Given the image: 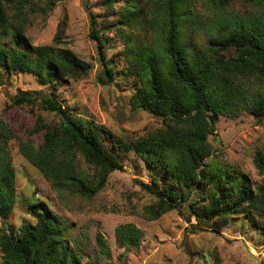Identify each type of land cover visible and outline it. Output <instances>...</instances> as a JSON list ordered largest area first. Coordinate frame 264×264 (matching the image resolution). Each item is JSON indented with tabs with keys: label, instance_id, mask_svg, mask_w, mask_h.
<instances>
[{
	"label": "trees",
	"instance_id": "trees-1",
	"mask_svg": "<svg viewBox=\"0 0 264 264\" xmlns=\"http://www.w3.org/2000/svg\"><path fill=\"white\" fill-rule=\"evenodd\" d=\"M152 1L160 19L157 44L132 47L128 70L136 80L132 106L162 117V127L137 139L117 138L109 149L102 127L75 115L49 94L39 99L45 109L59 117L57 125H47L39 118L29 137L22 139L0 118L3 264L83 262L82 249L70 243L69 225L56 212L36 207L35 222L9 225L16 203V169L8 151L12 140L18 141L20 153L58 192L68 189L92 198L105 187L112 172L123 168L121 153H132L152 178L151 183L140 182L143 190L157 199L156 204L144 208L149 220L186 207L197 219L211 222L212 227L218 218L228 221L244 214L264 229V222L256 219L264 217V182L254 186L241 170L218 163L210 140L220 116L235 118L245 112L264 122V16L225 18L212 27L204 45L198 46L188 31L184 0ZM227 1L218 3L223 6ZM247 1L264 9V0ZM56 2L46 0L45 6L39 7L34 0H0V32L10 38V45L0 43V84L3 75L16 73L31 74L41 85H54L80 80L91 72L90 62L58 45L65 33V21L60 23L53 44L33 45L26 36L30 16L47 13ZM137 7L132 1L125 8ZM92 36L106 48L107 39L102 40L95 28ZM100 55L105 69L98 80L109 85L118 73L116 64L106 61L104 49ZM253 82L260 86L252 87ZM37 99L23 93L14 102L32 104ZM43 132V142L35 144L32 135ZM79 155L93 167L94 174L81 168ZM255 164L264 174V152H257ZM144 236V230L130 222L115 229L117 245L126 250L139 247ZM97 241L108 254L101 232ZM215 264H221L219 257Z\"/></svg>",
	"mask_w": 264,
	"mask_h": 264
},
{
	"label": "rangeland",
	"instance_id": "rangeland-1",
	"mask_svg": "<svg viewBox=\"0 0 264 264\" xmlns=\"http://www.w3.org/2000/svg\"><path fill=\"white\" fill-rule=\"evenodd\" d=\"M34 1L39 7L45 6L46 0ZM132 1L138 7L127 10L125 7ZM182 7L188 13L192 42L198 46L204 45L213 33L212 27L225 18L264 16L260 5L247 0H228L223 6L218 0H184ZM30 18L26 32L30 43L53 44L60 23L65 21V33L58 45L69 48L93 68L80 80L54 85H41L31 74L3 75L0 118L22 139L29 137L39 118L47 125L59 123V117L42 106L39 98L45 94L54 96L75 115L102 127L109 149L117 138L137 139L164 125L162 117L131 104L136 87L128 70L131 48L157 44L159 35L160 19L152 0H57L52 10ZM93 28L102 40L107 39L106 48L92 36ZM0 43L10 45V38L0 32ZM103 49L106 61L116 64L118 72L109 85L98 80L105 69L100 55ZM253 83L254 88L260 86ZM23 93L38 99L32 104L15 103L14 98ZM31 139L37 145L42 143L44 132ZM210 140L218 163L241 170L254 186L263 184L264 174L256 167L255 156L264 152V122L245 112L235 118L220 116ZM8 151L16 169V203L9 225L35 222L36 207L56 212L69 225L70 243L82 249L81 264H215L217 257L221 264H264V229L247 215H236L228 221L218 218L215 227L207 220L197 219L186 207L169 211L157 220L146 218L144 208L156 204L157 199L143 190L140 182L151 183L152 178L132 153H121L123 168L112 172L105 187L88 198L68 189L53 190L51 183L20 153L18 141H10ZM78 161L85 173L94 174L83 156L79 155ZM256 219L264 222V217ZM129 222L141 227L145 236L139 247L126 250L117 245L115 229ZM1 229L0 218V232ZM99 232L106 240L108 254L102 252L97 241Z\"/></svg>",
	"mask_w": 264,
	"mask_h": 264
},
{
	"label": "water",
	"instance_id": "water-1",
	"mask_svg": "<svg viewBox=\"0 0 264 264\" xmlns=\"http://www.w3.org/2000/svg\"><path fill=\"white\" fill-rule=\"evenodd\" d=\"M218 142H219V140H218Z\"/></svg>",
	"mask_w": 264,
	"mask_h": 264
}]
</instances>
